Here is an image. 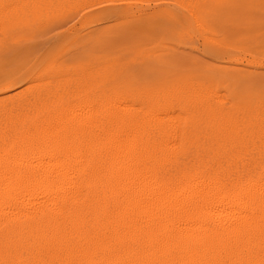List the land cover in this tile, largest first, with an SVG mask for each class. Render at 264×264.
Returning a JSON list of instances; mask_svg holds the SVG:
<instances>
[{
	"label": "bare ground",
	"instance_id": "bare-ground-1",
	"mask_svg": "<svg viewBox=\"0 0 264 264\" xmlns=\"http://www.w3.org/2000/svg\"><path fill=\"white\" fill-rule=\"evenodd\" d=\"M91 4L56 24L90 14L69 29L94 28ZM82 44L57 60L80 63ZM36 69L0 85V264H264V102L229 107L194 83L138 94L96 65Z\"/></svg>",
	"mask_w": 264,
	"mask_h": 264
},
{
	"label": "rangeland",
	"instance_id": "rangeland-1",
	"mask_svg": "<svg viewBox=\"0 0 264 264\" xmlns=\"http://www.w3.org/2000/svg\"><path fill=\"white\" fill-rule=\"evenodd\" d=\"M150 1L0 0V85H5L10 77L16 81L23 78L17 82L18 90L24 86L28 70L34 67L36 72L49 74L48 71L57 68L72 70L96 65L101 75H110L118 85L138 94L194 83L208 86L229 107L234 105V100L244 104L264 102V3H261L264 0L249 2L251 9L242 12L231 11L234 0H165L162 7L155 9ZM83 3L95 5L91 7L97 18L94 28L78 32L69 29L73 25L74 29L79 28L90 14L76 17L63 26L56 24V19L72 6ZM149 5L152 8L145 10ZM195 5L203 6V11L209 13L202 11L200 15ZM154 11L158 14H153ZM171 11L181 18L178 24L170 17ZM76 40H83V44L74 51L75 56L94 53L93 56L76 64L57 60L60 54L73 49ZM216 47L237 48L238 53H233L234 57L218 56L212 52ZM241 58L259 67H251L244 61L233 62ZM37 63L42 64L36 66ZM212 70L221 77L216 80Z\"/></svg>",
	"mask_w": 264,
	"mask_h": 264
}]
</instances>
